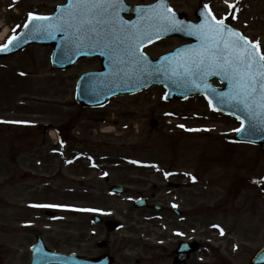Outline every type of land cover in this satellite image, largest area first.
Returning a JSON list of instances; mask_svg holds the SVG:
<instances>
[{
    "label": "rangeland",
    "instance_id": "obj_1",
    "mask_svg": "<svg viewBox=\"0 0 264 264\" xmlns=\"http://www.w3.org/2000/svg\"><path fill=\"white\" fill-rule=\"evenodd\" d=\"M200 1L175 0L173 4L192 12ZM210 1L217 15L227 10L226 0ZM62 2L0 0V21L14 24L18 31L29 14L47 15ZM247 3L234 26L253 43L259 42L264 54V0ZM179 43L166 40L147 52L157 58ZM51 54L49 48L32 46L0 61V264H29V245L37 234L50 248L90 255L101 252L94 243L88 244L89 238L111 237L116 264H138L139 260L169 264V255L181 239L203 243L205 248L191 260L195 264H248L252 252L264 244V231L254 234L252 189L237 197H231L229 190L236 178L264 176V151L240 145L229 150L226 140L235 136L240 124L210 113L203 100L166 104L160 88L118 98L102 110H81L75 102L76 82L82 73L100 69V62L86 60L58 72L51 66ZM153 121L158 123L155 128ZM17 123L30 126L29 135L16 133ZM68 125L67 141L74 139L69 145L80 157L72 160L73 170L63 165L59 149L54 150L59 130ZM106 129L111 133L101 132ZM22 136L34 146L48 139L49 147L39 152L18 146L16 140ZM89 158L95 160L89 163ZM220 160L228 164L223 167ZM104 162L122 164L108 168ZM105 168L111 172L108 182L102 179ZM44 173L51 176V189L45 196L28 193L30 185L42 184ZM168 181L185 182L188 187L169 190ZM114 184H125L128 194L111 196ZM155 185L162 189L156 202L165 207L179 202L182 218L168 208L159 214L133 207L137 198H151ZM34 202H45L59 217L23 211ZM95 213L114 216L124 226L109 236L92 224L90 215ZM28 220L33 227L21 228V222Z\"/></svg>",
    "mask_w": 264,
    "mask_h": 264
},
{
    "label": "snow or ice",
    "instance_id": "obj_2",
    "mask_svg": "<svg viewBox=\"0 0 264 264\" xmlns=\"http://www.w3.org/2000/svg\"><path fill=\"white\" fill-rule=\"evenodd\" d=\"M229 7L234 8V5L229 4ZM127 10L124 0H69L67 11L62 17L54 20L49 16L29 14L25 27L33 21H46L47 24L38 25L37 30H70L74 42H95L107 49L118 64H132L141 71L147 59L142 51L146 41L159 39L161 32L187 30L188 34L199 38L200 46L191 52L181 49L175 54V62L170 63L165 70L190 81L195 87H199L208 76L222 75L231 85L227 98L242 106L241 111L250 120L264 122V54H260L259 42L253 44L230 28L225 23L226 17L217 20L211 12L210 19L205 23L185 25L167 7L165 0H158L148 9H133L138 14L145 13L135 22L120 17V12ZM15 39L18 38H11L8 44L0 47V51L7 50ZM243 124L241 120L242 127L235 129L237 133L244 131ZM255 128L256 125L252 124L250 131H255ZM168 175L170 173H165L166 177Z\"/></svg>",
    "mask_w": 264,
    "mask_h": 264
},
{
    "label": "water",
    "instance_id": "obj_3",
    "mask_svg": "<svg viewBox=\"0 0 264 264\" xmlns=\"http://www.w3.org/2000/svg\"><path fill=\"white\" fill-rule=\"evenodd\" d=\"M165 35H168L167 33ZM64 34H59L56 36L47 35L35 28L34 25H30L29 28L13 43L7 48V50L0 51V58L13 55L18 51L25 49L29 44L36 43L46 46H53L55 48V53L53 56V63L58 69H67L73 66L80 57L91 56L93 54L82 53L75 57H72L73 51H70L71 57L65 58L63 54L66 52V48L62 44L64 41ZM146 43V42H145ZM144 43V44H145ZM143 44V45H144ZM104 57L101 55L103 60L104 71L103 73H94L88 74L83 77L79 83L77 90V101L78 103L85 108H97L102 107L113 97L119 95L135 94L142 91L143 89L156 84L144 81L147 73L149 72V67H154L149 63V61L143 63V71L139 67L132 64H118L115 59L114 65L118 71L114 72L113 77L109 76L108 66H111V61L113 56L111 54ZM156 67V66H155ZM167 80V74H164L159 80L160 83H164ZM229 84V83H228ZM209 92L212 100L216 104V109L232 114L236 117H239L244 121L245 128L248 129L247 137L240 138L239 140L254 142V143H264V122L259 120L253 121L250 120L245 112L241 111L242 106L238 105L235 107L236 102L231 101L227 98V94L231 91V85L227 89L226 93H218V91L210 89ZM176 98L181 97V95H175ZM255 124V131H250L251 125ZM253 139H259L254 141ZM144 204H139L143 206ZM118 227V224L110 226L109 230H115ZM44 254V256H43ZM34 260L32 264H51L63 262L64 264H93V263H81L69 257H61L50 255L48 256L44 247L41 245L35 247L34 249ZM73 260V261H72Z\"/></svg>",
    "mask_w": 264,
    "mask_h": 264
},
{
    "label": "flooded vegetation",
    "instance_id": "obj_4",
    "mask_svg": "<svg viewBox=\"0 0 264 264\" xmlns=\"http://www.w3.org/2000/svg\"><path fill=\"white\" fill-rule=\"evenodd\" d=\"M127 1L130 2V1H134V0H127ZM136 1L137 2L133 3V5H135V4H150V3H154L156 0H148V1H145V2L144 1H139V0H136ZM75 128L76 127H72V129H75ZM68 129H70V128L68 127L66 130H68ZM67 132L68 131H65V130H62L61 131V133H60V143L64 147L63 151L67 155L66 158H69V156L73 152L72 146L69 145V142H71V143L73 142V144H74L75 141H73V140H70L69 142L67 141V139H70V137H68ZM27 135H29V134H27ZM26 139L27 138H25L24 136H22L21 138H19V139L16 140V144L18 146L19 145H21V146H30V148H33V149L35 148V150L38 149L39 152H42L43 149L49 147V143L46 140H44L41 143L40 146H37V145L34 146V142L28 141ZM39 154L40 153H37L35 155V157L39 158L40 157ZM46 159L47 158H44V163L47 165L48 162H46ZM36 161L38 163L40 162L38 159H36ZM68 167H69V170H73V167H71V164H68V166H66V168H68ZM61 170H63V169H61ZM48 178H50V177H48ZM108 181H109V177L106 178V182H108ZM27 191L28 192H33V188L29 187V189ZM252 191H253V195H252V206H253V210L252 211H253L254 220H255L254 234H257V233H259L261 231H264V191L261 190V189H259V188H254ZM154 197L157 200V194H155ZM147 210H149V209H147ZM262 234H263V238H264V232H262ZM89 243H94L93 239L89 238L88 239V244ZM108 243H109V245H108V248H109L110 245H111V240L110 239L108 240ZM95 244H97V242ZM263 248H264V245L257 247L256 250H255V254L259 250H261ZM110 250H111V248H110ZM175 251L171 255H169V261L171 262V264H173L172 262H173V259L175 257ZM81 255L82 256H88L89 255L88 257L97 258V257L101 256L102 253H100V254H98L96 256L90 255L88 253H83ZM184 264H193V262L191 261V259H189ZM262 264H264V263H262Z\"/></svg>",
    "mask_w": 264,
    "mask_h": 264
},
{
    "label": "bare ground",
    "instance_id": "obj_5",
    "mask_svg": "<svg viewBox=\"0 0 264 264\" xmlns=\"http://www.w3.org/2000/svg\"><path fill=\"white\" fill-rule=\"evenodd\" d=\"M5 33H6V31H5ZM105 132L109 133V132H111V130L110 129H106Z\"/></svg>",
    "mask_w": 264,
    "mask_h": 264
}]
</instances>
